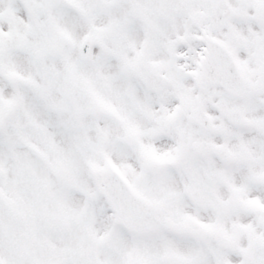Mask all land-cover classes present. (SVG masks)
<instances>
[{
    "label": "snow or ice",
    "instance_id": "1",
    "mask_svg": "<svg viewBox=\"0 0 264 264\" xmlns=\"http://www.w3.org/2000/svg\"><path fill=\"white\" fill-rule=\"evenodd\" d=\"M0 264H264V0H0Z\"/></svg>",
    "mask_w": 264,
    "mask_h": 264
}]
</instances>
